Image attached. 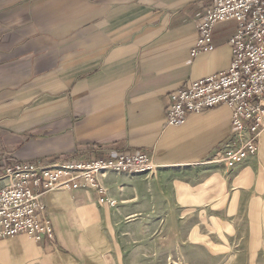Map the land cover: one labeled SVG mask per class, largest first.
I'll return each instance as SVG.
<instances>
[{
    "label": "crops",
    "instance_id": "crops-1",
    "mask_svg": "<svg viewBox=\"0 0 264 264\" xmlns=\"http://www.w3.org/2000/svg\"><path fill=\"white\" fill-rule=\"evenodd\" d=\"M211 0H0V163L107 158L146 152L191 209L231 194L264 195V125L259 150L230 169L239 136L226 105L166 122L171 94L227 70L237 25L219 24L216 48L191 50ZM133 175L99 176L96 189L43 197L54 239L0 238V264H126L115 232ZM110 201L115 203L112 205ZM116 201H119L116 203ZM122 202V203H121Z\"/></svg>",
    "mask_w": 264,
    "mask_h": 264
},
{
    "label": "built area",
    "instance_id": "built-area-1",
    "mask_svg": "<svg viewBox=\"0 0 264 264\" xmlns=\"http://www.w3.org/2000/svg\"><path fill=\"white\" fill-rule=\"evenodd\" d=\"M237 25L230 38V67L171 94L166 122L181 126L196 113L226 105L239 136V147L228 146L222 161L230 168L259 150L264 125V0H211L197 24L198 39L191 55L213 51L214 32L221 23ZM157 165L146 152L117 153L107 158L0 163V238L28 234L36 241L54 239V228L43 197L54 189L86 186L103 194L99 176L109 172H153ZM113 205L115 202L110 201Z\"/></svg>",
    "mask_w": 264,
    "mask_h": 264
},
{
    "label": "rangeland",
    "instance_id": "rangeland-1",
    "mask_svg": "<svg viewBox=\"0 0 264 264\" xmlns=\"http://www.w3.org/2000/svg\"><path fill=\"white\" fill-rule=\"evenodd\" d=\"M124 173L134 176L133 200L117 212L114 234L125 238L117 248L126 264H264V195L255 202L241 191L191 209L174 188L186 173Z\"/></svg>",
    "mask_w": 264,
    "mask_h": 264
}]
</instances>
